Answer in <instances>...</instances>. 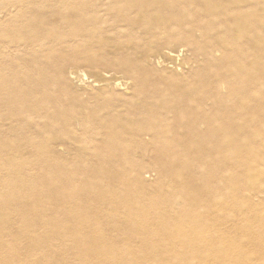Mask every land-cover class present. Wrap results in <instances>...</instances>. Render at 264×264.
I'll list each match as a JSON object with an SVG mask.
<instances>
[{"label":"bare ground","instance_id":"6f19581e","mask_svg":"<svg viewBox=\"0 0 264 264\" xmlns=\"http://www.w3.org/2000/svg\"><path fill=\"white\" fill-rule=\"evenodd\" d=\"M0 264H264V0H0Z\"/></svg>","mask_w":264,"mask_h":264},{"label":"rangeland","instance_id":"374dc122","mask_svg":"<svg viewBox=\"0 0 264 264\" xmlns=\"http://www.w3.org/2000/svg\"><path fill=\"white\" fill-rule=\"evenodd\" d=\"M67 156L70 157L71 155L70 154L69 155L67 154ZM145 172L146 173L143 174V177H144L145 180H147L148 182H154L156 180L157 173H156V171L154 169H152V168H146L145 169Z\"/></svg>","mask_w":264,"mask_h":264}]
</instances>
